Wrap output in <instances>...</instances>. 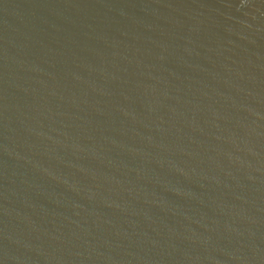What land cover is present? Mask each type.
<instances>
[{"label":"water","instance_id":"obj_1","mask_svg":"<svg viewBox=\"0 0 264 264\" xmlns=\"http://www.w3.org/2000/svg\"><path fill=\"white\" fill-rule=\"evenodd\" d=\"M0 264H264V0H0Z\"/></svg>","mask_w":264,"mask_h":264}]
</instances>
